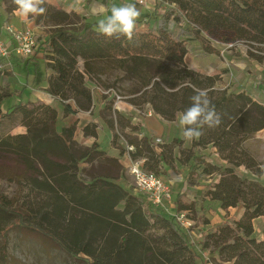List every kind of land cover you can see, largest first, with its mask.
<instances>
[{
    "label": "trees",
    "instance_id": "obj_1",
    "mask_svg": "<svg viewBox=\"0 0 264 264\" xmlns=\"http://www.w3.org/2000/svg\"><path fill=\"white\" fill-rule=\"evenodd\" d=\"M158 5L163 9L158 14L160 20L156 27L135 28L129 40L125 36L119 39L105 37L99 34L97 22H86L82 17L80 29H71L75 15L44 2L45 12L35 15L34 19L36 24L53 26L36 50L43 48L44 67L49 71L46 91L60 100L66 114L90 111L94 101L105 103L106 96L97 85L93 88L87 86L85 74L92 71L94 61L111 60L137 82L134 94H138V101L133 104L147 103L163 119L173 121L191 106L190 98L198 90H205L221 117V123L212 128L204 126L203 134L191 141L190 148L181 149V153L185 155L184 159L194 161L197 152L204 151L200 155H205L201 174L207 177L219 174L216 182L205 187V196L222 210L241 207L243 212L238 218L227 216L209 228L201 246L214 254L213 264H264V238L254 235L253 223L255 218L264 219V187L239 170L243 167L256 177L264 174L262 163L246 148V142L264 129V101L253 99L246 91L220 88L217 75L200 73L185 64L189 39L194 33L208 38L205 53H218L212 39L220 42L240 40L252 44L251 47L258 52L247 51L248 58L262 63L264 0H160ZM16 7L13 2L5 12L11 14ZM174 23L177 26L173 29ZM183 26L187 29H182ZM80 60L82 70L78 66ZM7 95L0 92V120L12 114H22L21 124L27 132L18 135L0 132L1 154L29 146L53 148L65 141L72 142L74 124L62 127L61 134L56 131V108L20 100L3 111L1 103ZM120 116L116 113L118 123ZM113 124V120L107 122L109 127ZM173 142L176 145L181 143L178 139ZM129 144L134 147L131 156L143 158V168L157 174L160 165L166 162L165 158L172 155L168 144H161V151H157L146 138ZM209 148H213L226 164L208 161ZM189 178L188 174L187 180ZM75 182L79 187L71 188L72 192L60 188L55 180L49 179L45 183L48 201L42 205L41 217L58 227L63 232V239L56 232L24 222L21 213L8 209L1 200L0 231L7 225L8 218L14 216L22 227L40 232L84 264H192L195 251L188 246L182 232L175 228L172 219L149 209L143 210L140 201H137L139 215L134 216L132 195L109 180L87 183L76 179ZM96 187H108L118 198L112 202L104 201L107 203L106 208H101L102 214L83 204ZM81 189L89 193L81 195ZM120 204L124 205L121 210L117 209ZM115 209L120 211L116 214L118 218L113 216ZM179 209L188 210L191 206L181 205ZM156 225L166 227L168 235L153 234Z\"/></svg>",
    "mask_w": 264,
    "mask_h": 264
},
{
    "label": "rangeland",
    "instance_id": "obj_2",
    "mask_svg": "<svg viewBox=\"0 0 264 264\" xmlns=\"http://www.w3.org/2000/svg\"><path fill=\"white\" fill-rule=\"evenodd\" d=\"M12 3L13 0H1L0 8L4 11ZM56 7L61 8V6ZM107 14H110V11ZM74 15L72 21L75 23L70 26L71 29H80L81 16H84L87 21H98V15L89 13V9L87 8L74 12ZM4 17L5 11L4 13L0 12V21ZM34 17L35 15L29 16L35 22ZM157 17L151 18V16H147L148 20L151 19L150 23L145 25V21H140L136 25V29L148 27L154 29L158 24ZM36 25L39 27L37 42L40 44L51 33L53 26ZM176 26V23H174L172 28L174 29ZM182 29L186 30L187 27L183 26ZM211 41L215 51H218V53L217 56L215 55V58H211L210 60L206 59L205 55V49L209 44L208 38L194 33L193 38L189 39L190 45L188 54L185 57V64L189 68L203 74H206L205 70H209L211 75L218 76V87L233 91L240 87V83H243L244 78L247 77V73H251V71L255 72L252 66L249 67L251 63L249 65L248 60H251L247 56V51L258 52L255 48L251 47L252 44L240 40L220 42L212 39ZM198 59L202 64L197 62ZM228 60L233 61L234 64H245L247 71L245 72L246 69L236 71L239 69L229 62H227L229 68L227 66L223 67L222 65ZM208 61H211V64ZM258 64L264 67V61ZM78 66L80 70L83 69L82 61L78 62ZM31 68L30 66L29 69L31 70ZM27 70L24 65H16L9 71H2L0 75V92L10 93V95L5 96L2 100L1 107L3 111L11 104L20 101V98L24 99L23 101L44 103L57 110L55 127L59 134H61L63 124L72 120H75V124H77L75 126L76 133L75 135L73 134L74 138H72V142L65 141L63 144L53 148L34 149V147L29 146L6 154L0 153V200L6 207L16 213H21L24 222H32L42 227L43 230L48 229L54 233L56 232L63 239V232L59 231L58 227H54L53 223H49L41 217L42 205L45 206L48 201V190L45 188L47 180H55L60 188L68 192H72L71 188L79 187L75 182L76 179L87 183L98 179L109 180L132 195L131 197H133L135 202L132 207L134 216L139 215V212H137L139 210L137 201H140L143 210L149 209L172 219L175 228L182 232L188 246L195 251L192 264H213L212 255L214 254L210 250L202 248L201 241L209 228L231 214L237 215V210H221L213 205L208 197L205 196V187L210 183L216 182L219 174L214 173L210 177L201 174L205 155H200L204 151H198L197 158L194 161H188L184 159L185 155L181 153L180 148L178 152V148L176 149L174 142L168 144L167 146L172 149V155L171 158H165L166 162L160 165L158 175L168 181L173 198L171 202H166L164 205L149 206L144 194L136 189L135 180L127 169L129 160H134L131 156L134 147L129 143L137 139L146 138L152 145L158 148L162 144L163 139L160 136V142H157V135H153L155 132L144 127L143 118L146 116L144 114L147 110H152L150 105L147 103L133 104V101H138V94H134L135 89L138 88L137 82L131 80L114 61H94L92 71L89 74H85V82L90 88L96 85L99 87L106 96L105 103L102 102L98 105L95 102L94 107L90 110L91 112L89 111L87 114H84L81 111L77 117L67 120V114L61 107L57 108L53 102H45L35 98L34 95L31 96L29 86L23 85ZM230 72L238 74L237 78L231 75ZM6 74L8 75L9 89L5 86V82L2 79ZM43 77L44 75L40 74L38 78ZM38 80L40 81L41 79ZM38 80L37 82H39ZM43 82L40 81L41 84ZM36 87H38V90H42V88L37 86V83ZM19 91L21 93L20 97L17 95ZM260 93H264V91ZM109 106L111 107L110 109H108ZM128 107L135 110L134 115H131L132 119L129 118L131 116L123 114L125 113V109H129ZM116 113L122 115L120 116L121 118L119 117V123ZM152 114H154L153 110ZM21 115L16 113L10 117L2 118L0 120V132L3 135L25 134L27 129L21 124ZM109 120H113V127L107 125ZM89 121L94 122V124L90 125ZM101 135L108 137V141L106 142L108 144L105 146L106 150L100 147L103 145L102 142H98L99 144L96 142V138ZM89 141L91 142L89 143ZM246 148L264 166V129L255 133L246 142ZM176 152H178L179 156L177 157L178 161L174 160ZM105 153L109 159L105 156ZM110 153L117 154L120 163H114V160L111 158L112 155L108 156ZM208 154L210 155L209 151ZM101 171L105 174L104 176H101ZM188 174L190 178L187 180ZM171 175L176 180L181 178L183 182H173ZM65 176H68L69 179L64 180L63 177ZM255 178L264 187V174L260 177L255 176ZM181 189H184V191H180ZM79 193L86 195L89 191L81 189ZM117 199L115 193L108 189V187H96L93 194L83 204L90 210L102 214L103 209L101 208L103 206L106 208L107 203L105 202L104 204L103 202L107 200L112 202ZM181 205H190L191 209L180 210ZM123 208L124 205L120 204L117 209L121 210ZM119 212L116 209L113 210L114 218H118L116 214H119ZM178 212H184L191 224L184 227L177 222L174 214ZM8 219L7 225L0 231V264H84L81 260L68 255L64 249L40 232L32 228L22 227L16 217L10 216ZM254 224L256 234L263 239L264 220L260 219ZM165 229L166 227L164 226L156 225L152 230L155 235L161 236L162 233L163 235H168V231H165ZM81 257L84 256L81 254Z\"/></svg>",
    "mask_w": 264,
    "mask_h": 264
},
{
    "label": "crops",
    "instance_id": "obj_3",
    "mask_svg": "<svg viewBox=\"0 0 264 264\" xmlns=\"http://www.w3.org/2000/svg\"><path fill=\"white\" fill-rule=\"evenodd\" d=\"M159 1L160 0H146L144 5H139L135 2H133L132 0H81V4L79 5V8H80V11L83 8L89 9V13L97 14L98 15L97 18L99 20L100 18H102L103 14H107L110 11V9L113 5L120 6V5L125 4V3H135L137 8L141 11V16L139 17L137 24L140 21H145V25H148L150 23L151 19L148 20L147 16H149V17L151 16V18L156 17V16H158V14L163 9L162 6L158 5ZM45 2L52 4L54 6H61V8L65 12L70 13V14L71 13L74 14V12H76V11H70L69 10V5L72 3V0H45ZM97 5H103V13H101L100 9L96 7ZM4 11L0 8V12L4 13ZM81 17L84 18V16H81ZM90 18H95V17H90ZM157 18H158V22H159L160 17L158 16ZM84 20L86 22H97V20L87 21L86 18H84ZM6 21L17 26V27H26V26L32 27L35 29L36 33L39 35L38 25H36L35 22L29 17L23 18V17L18 16L16 14V10H14L11 14H7L5 12V17L2 21H0V25ZM0 35L3 38H7V34L2 29H0ZM42 49L43 48H40L38 51H35L33 53V55H32V57H34L33 59H29L31 56L28 58H19L13 54L11 56L10 60H3V61L0 60L1 62L7 61L5 63L6 64L5 68L2 71H4V70L9 71L10 69H12L16 65H24L28 70H27V75H26L25 81L23 82V85L29 86V88H30L29 93H31V96L34 95L35 98H38L39 100H42L45 102H47V101L53 102V104L57 108L61 107L63 110L62 104L59 101V99L52 96L51 94H49L46 91V86H47L46 75L48 74L49 71L44 67V57H43V50ZM187 54H186V56H187ZM205 55H206V59H210V60H211V58H215L217 56L216 53H205ZM197 62L199 64H202V62L199 61V59ZM227 62H229L231 65H235V67H237L239 69L236 71H241L243 69H246L245 64H243V63H235L234 64V62L230 61V60L226 61L224 63V65H222V66L223 67L227 66L229 68V65L227 64ZM253 62H255V61H252V60L249 61L248 60L249 65L251 63V65L249 67L252 66V68L254 69L255 72L251 71V73H247V77L244 78L243 83H240V87H238L237 89H234L233 91L238 92V91L245 90L253 99L264 101V94L260 93V92L264 91V89H263V87H264V67H262L261 64H258L256 62L253 63ZM208 63L211 64V61H208ZM35 64L37 65V68H36ZM30 66L32 67L31 70L29 69ZM2 71L0 72V75L2 74ZM246 71H247V69L245 70V72ZM205 73L207 75H211L209 70H205ZM236 73H238V72H236ZM40 74H43L45 79H44V77L38 78L40 76ZM231 75H233L235 78H237L236 76H238V74H234V73L233 74L231 73ZM4 77H5V79L4 78H2V79L6 83L5 86H7V88H8L9 87L8 75L6 74ZM38 79H41L40 81H44V82L41 84ZM42 79H44V80H42ZM260 79H262V80H260ZM37 80L39 82H37ZM261 81H263V82L261 83ZM36 83H37V86L42 88V90L37 89L38 87H36ZM7 94L10 95V93H7ZM17 95H18V97L21 96L20 91L18 92ZM20 100H24V99L20 98ZM94 103H95V101H94ZM133 110L134 109H130V108L125 109L124 110L125 113H123V114H126V116L134 115L135 110L134 111ZM80 112H78V113H80ZM82 112H84V111H82ZM88 112L89 111H85L84 114H87ZM78 113L75 115L67 114L66 119L72 120V117H77ZM179 115L176 117L175 120L168 121V120L163 119L160 115H158L154 112V114H152L150 116H145L143 118V124H144V127L146 129L155 132L153 135H157L156 138H160V136L162 137V139H163L162 144H171V142L175 141V139L180 140L181 143L179 145L175 144V147H176V149L178 148V152H179V148L180 149H188V148H190V145H191V141H186L183 137V128L179 125ZM129 118L132 119L133 117L131 116ZM75 123H76V121L72 120L71 122L64 123L62 127L69 126L71 124H74V126H76L77 124H75ZM92 123L94 124V122L89 121L90 125H92ZM62 127H61V129H62ZM75 131L76 130H74V135L76 133ZM161 132H163V133H161ZM160 133H161V135H160ZM74 135H73V138H74ZM105 135H106V133H105ZM105 135H101V136H98L96 138L97 143L98 142L103 143V145H101L100 147L103 148L104 150H106L105 146L108 144V143L106 144V142L108 141V137H106ZM90 142L91 141H89V143ZM156 150L161 151V148L158 147V148H156ZM208 151L210 152V155H208V161H210L211 163L219 164V165H225L226 164L225 161L221 160L218 157L217 153L215 152V150L213 148H209ZM178 152H176V154H175L176 155L174 157L175 161L176 160L178 161V158H177V157H179ZM110 155H112L111 158L114 160V163H120L118 160L119 156H117V154L110 153L108 156H110ZM105 156L107 157L106 153H105ZM107 158L109 159V157H107ZM239 170L242 171L243 173H246L249 177L255 178V176H253L250 172H247L243 167H240ZM104 175L105 174L102 173V171H101V176H104ZM171 178H172L171 180L173 182H175V181L183 182V180L181 178L179 180H176L174 177H172V175H171ZM255 179L257 180V178H255ZM180 191H184V189H181ZM227 210H237V215H232V214L229 215V217H235V218L240 217L242 212H243V209L241 207H237V208L230 207ZM223 219H225V218H223ZM223 219H221V220H223ZM260 219H263V218L262 217L255 218L253 223H255L256 221H258ZM254 234L257 238L261 239V237L256 234L255 224H254Z\"/></svg>",
    "mask_w": 264,
    "mask_h": 264
},
{
    "label": "clouds",
    "instance_id": "obj_4",
    "mask_svg": "<svg viewBox=\"0 0 264 264\" xmlns=\"http://www.w3.org/2000/svg\"><path fill=\"white\" fill-rule=\"evenodd\" d=\"M13 2L17 6L16 14L23 18L45 12V8L42 7L45 0H13ZM80 4L81 0H72L69 10L80 11ZM96 7L103 13V5ZM140 16L141 11L135 3L113 5L110 14H103L102 18L97 21L98 32L108 38L119 39L120 36H125L131 40ZM190 99L191 106L179 115V125L183 128V137L186 141L199 138L203 134L204 126L212 128L221 123V117L205 90H198ZM261 170L264 172V166Z\"/></svg>",
    "mask_w": 264,
    "mask_h": 264
},
{
    "label": "built area",
    "instance_id": "obj_5",
    "mask_svg": "<svg viewBox=\"0 0 264 264\" xmlns=\"http://www.w3.org/2000/svg\"><path fill=\"white\" fill-rule=\"evenodd\" d=\"M133 2L144 5L146 0H132ZM0 29L4 30L7 34V38H3L0 35V60H10L14 54L19 58H28L38 48L39 44L38 34L35 29L29 26L17 27L9 22H4L0 25ZM0 61V72L5 68V62ZM9 63V62H8ZM60 101V100H59ZM146 116L152 115V110L145 112ZM157 142H160L159 138H156ZM144 159H130L127 169L133 176L136 184V189L140 190L146 201L151 206L164 205L166 202L172 201L171 190L168 181L162 176L156 174L153 171L145 170L143 168ZM177 222L187 227L191 224L184 212H178L174 214Z\"/></svg>",
    "mask_w": 264,
    "mask_h": 264
}]
</instances>
